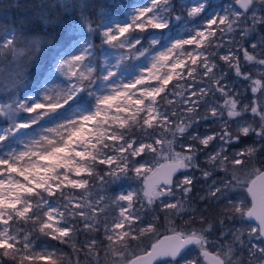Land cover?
Wrapping results in <instances>:
<instances>
[{
	"label": "snow or ice",
	"instance_id": "snow-or-ice-1",
	"mask_svg": "<svg viewBox=\"0 0 264 264\" xmlns=\"http://www.w3.org/2000/svg\"><path fill=\"white\" fill-rule=\"evenodd\" d=\"M71 7L80 9L89 33L99 32L101 42L121 55L115 64L107 59L98 64L94 45L86 41L77 54L59 62L57 70L69 78L67 87L0 104V116L10 121L0 129V264H65L59 250H38L32 232L77 251L80 223L89 234H99L103 228V240L93 235L84 245L88 255L97 257L96 264L101 246L106 264H181V260L201 264L199 257L204 264H264V246L252 243L264 240V170L252 167L249 177L255 174V179L242 181L239 175L258 151L264 152V35L245 46L258 28L264 31V0H233L213 13L207 11V0H192L179 13L172 0H148L125 22L102 31L86 15V0ZM174 20L184 25L186 36L166 35L172 32ZM21 42L32 50L39 45L38 40L13 32L0 42V59L18 55ZM220 48L226 49L223 55L217 51ZM151 53L155 54L149 64L135 76L117 81L126 59ZM241 55L243 61L253 62L255 75ZM216 58L246 83L251 99L226 82L227 73L217 74ZM74 105L76 110L67 115ZM249 112L251 122L246 119ZM208 119L223 122L215 135L189 133ZM250 135L259 138V148L229 154L225 145L232 147L234 141ZM13 142L22 147L2 151ZM210 146L212 153H207ZM200 152H205L210 168L198 162ZM158 156L168 163L153 164ZM188 170H200L206 181L211 179L201 199L223 205L218 222L238 221L240 227L211 241L213 223L201 216L204 226L197 228L192 217L188 227L170 228L171 236L138 254L137 248L156 234L160 226L156 221L162 219L156 215L147 220L145 208L157 206L170 224L175 222L169 216L182 218L188 213L196 180ZM216 170L224 175L212 179ZM125 178H135L141 186L115 196L112 205L118 211L109 214L105 196L93 197L92 182L103 188ZM240 188L251 197L250 207L247 197L233 198ZM229 235L231 242H222ZM245 239L247 258L242 255ZM189 246L198 249L199 257L184 256ZM209 246L216 251L210 252Z\"/></svg>",
	"mask_w": 264,
	"mask_h": 264
},
{
	"label": "trees",
	"instance_id": "trees-1",
	"mask_svg": "<svg viewBox=\"0 0 264 264\" xmlns=\"http://www.w3.org/2000/svg\"><path fill=\"white\" fill-rule=\"evenodd\" d=\"M137 0H86L88 4V9L86 15L94 21L95 25H101L103 20L106 18L113 17L115 14H123L134 2ZM177 7V12L179 13L181 7L187 2H181L180 0H172ZM83 3L84 0H0V40L2 39L4 32L7 29L13 28L15 33L18 34L21 38L27 40H38L39 45L34 50L25 48L15 59L14 56L9 54L6 58L0 59V94L3 98L7 99L9 95H6V86H3L2 83L6 82L7 77H11L9 83L14 85L12 91L19 93V95H25V87L29 89H36L39 87L43 76L46 72V69L49 65L55 60L56 55L60 53L71 41L78 38L81 35L90 36L94 43L95 51L97 52V63L101 64V59L99 54L102 50L103 43L101 42V36L99 32L89 33L87 27L81 21V12L79 8L71 7L74 3ZM69 5V7H65ZM180 22L173 21V28L177 27ZM77 26V30L73 31V26ZM264 35V31L257 29V33H254L253 36L249 37V43L246 44V47H250L252 42H255L259 36ZM229 39L228 36L224 37V41ZM237 39L239 37L237 36ZM23 44V42H21ZM20 44V45H21ZM219 55H223L226 51L225 48H220L217 50ZM241 61L245 67L253 71V62L243 61L241 55ZM218 68L215 70L217 74L220 71L227 73V81L232 84L238 92L244 93L246 97L251 99L253 94L250 91V88L245 92L246 83L243 82L240 78H237L233 72H230L227 66L216 58ZM16 81L17 79H19ZM99 83V82H98ZM203 86V85H201ZM85 100H89L90 97L85 95ZM244 103L248 102V99L243 101ZM222 103V101H221ZM76 106L74 105L72 109ZM70 109L68 112H70ZM203 114V112H201ZM225 119H227L225 113ZM246 119L251 122V113L246 114ZM8 121L5 119H0V124H7ZM223 122L220 120H201L195 124L192 128L189 129V133L192 135L203 136L215 135L220 131V126ZM258 123V118H257ZM50 126V125H46ZM254 126H256L254 124ZM233 130L235 131V125H233ZM184 140L181 139L180 143H183ZM218 144V142H217ZM203 147V146H201ZM226 150L231 154L235 151H243L247 147H256L259 148V138L250 135L249 137H243L241 141H234L232 147L225 145ZM177 151L180 150L179 144L177 145ZM212 147L210 146L206 152L212 153ZM217 150L218 147H217ZM198 162L202 167H209L205 164L207 156L205 152L197 153ZM151 160V157H149ZM158 162L166 161L162 156L156 158ZM155 161V160H154ZM153 162V161H152ZM255 167L261 170H264V152L258 151L255 155L252 164L245 168L239 175L242 181L250 180L253 178V175L249 177V172L251 168ZM98 171H103L102 168H98ZM189 175H194L196 177L194 188L190 194V207L187 214H183L182 218L178 216H169L168 220H172L175 223H168L166 220H163V213L160 212L159 208L155 205L145 208L144 212L147 213L145 217L147 220H152L153 216H161L160 221H156L160 226L157 229L155 235H152L150 239L145 240L144 243L137 248V253H143L145 250H148L151 247V244L156 242L162 235L170 233V228H178L183 230L189 225L187 222L190 218H196V227H202L204 225L200 224L199 218L203 216L205 220L211 221L213 223V230L209 235L211 241H217L220 238L221 232H226L230 228L240 227L238 221H228L225 220L224 225H221L217 217L221 215L222 204H217L214 200L210 198L201 199V197H206L208 185L211 184V179L205 180L201 175L200 170H188ZM224 173L216 170L213 172L212 179H217L218 177L223 176ZM180 176V174L178 175ZM182 177V176H181ZM139 180L135 178H125L115 183H109L103 188L97 186V182H92V195L95 198L97 194L104 195L107 201V211L109 214H115L118 209H115V206L112 205V199L119 195V191L131 184H138ZM79 191V190H77ZM234 199H243L247 197L248 206L251 204L250 196H248L246 188L238 189L237 193L232 194ZM180 197V194L177 193V199ZM55 201V200H53ZM57 202V201H55ZM143 215V213H142ZM253 224V223H252ZM21 227L31 228V225H21ZM78 227L81 231L76 236V248L77 251H74L70 245H62L57 241H52L50 238L44 237L42 234L37 231L32 232L33 239L40 247L47 246L51 250L53 248L59 250L58 254L63 253L65 256V264H76V261L79 260V264H96L97 257L90 256L87 254L84 245L89 241L90 236H98V240H103V228H101L100 233H91L89 234L83 230V224L80 223ZM255 239H253L254 241ZM252 241V243H253ZM259 243L264 246V240H257ZM222 242L229 243L231 242V236L229 235ZM106 244L107 242L104 241ZM135 247V244L133 245ZM209 250L215 252L216 249L212 246H209ZM99 251V264H106L105 255L103 251V246H101ZM189 255L191 257H199L198 249L189 246L188 249L184 251V255ZM242 255L247 258L248 256V243L245 239L244 250ZM201 264H204L203 257H199Z\"/></svg>",
	"mask_w": 264,
	"mask_h": 264
},
{
	"label": "rangeland",
	"instance_id": "rangeland-1",
	"mask_svg": "<svg viewBox=\"0 0 264 264\" xmlns=\"http://www.w3.org/2000/svg\"><path fill=\"white\" fill-rule=\"evenodd\" d=\"M180 1L181 2H187V3L192 2V0H180ZM232 2H233V0H207V3L210 5V7L207 9V11H208V13L221 12L222 9L228 7ZM146 3H148V0H137L123 14H115L113 17L104 19L102 24H101V26H102L101 31L103 30L104 27H107L110 24L112 26H114L116 23L125 22L129 18L130 14L132 13V11L135 8L143 6ZM175 22H177V21H175ZM197 23H202V21H197ZM13 32H15V30L13 28L7 29L4 32V35H3L2 39L0 40V42L3 41V39L5 38V35L10 36ZM166 35H170L174 38H180L181 36H186L185 31H184V25L180 23L177 27L173 28L171 33H166ZM86 41H90L94 45L92 38L90 36H86V35H81L78 38L71 41L60 53H58L56 55L55 60L46 69V72L43 76V79H42L39 87L36 89H29V88L25 87L26 88L25 89V91H26L25 95L21 96V95H19V93L12 91L14 89V85L12 83H9V80H11L12 78L7 77L6 82L2 83V85L6 86V88H5L6 95L7 96L9 95V97L7 99H5L0 94V104L11 103L13 100H24L29 96L42 97L46 90H51L53 93H55V92H58V91L64 89L65 87H67L69 84V78L57 70L59 67V62L62 59L69 58L70 55H72V54H77V50ZM24 49H25V47L23 44L19 45L18 55L21 52H23ZM93 51H94V54L96 57L95 62L97 63V52L95 51V47H94ZM154 54L155 53H151L148 56L140 57L138 59H131V60L126 59L120 66V69L118 71V75L116 77L117 81H119L121 79H123L125 81L131 79L133 76H135L139 72V70L142 67L147 66L149 64V60L151 58V55H154ZM120 55H121V52L119 50L113 49L110 46L103 44L101 53L99 54V57L101 59V64H103L105 59H107L110 64H115L117 58ZM17 56H14V59ZM18 80H20V78L17 79L16 81H18ZM0 87H1V85H0ZM88 101H91V97ZM76 107L74 109H72L70 112H68L67 115H71L72 112L76 110ZM22 115L26 116L27 114H22ZM0 119H5L8 121L7 124H0V129H3V128L9 126L10 121L7 119V117L0 116ZM37 131H38V129H37ZM21 147H22L21 145H18L15 142H13L9 147L3 148L2 151L6 152V151H9L11 148L19 149ZM152 163L153 164H160L161 162H158L157 160H155ZM140 186H141V182H139L138 184H131L129 186H126L119 191V195L122 193H126L128 191H131L133 189H137ZM51 202L57 203L53 200ZM253 243L257 244L258 247L262 246V244L259 243L257 240H254ZM40 249L51 250L47 246L40 247L38 250H40ZM184 256L186 258H192L191 256H189L187 254ZM181 264H183V260H181Z\"/></svg>",
	"mask_w": 264,
	"mask_h": 264
},
{
	"label": "water",
	"instance_id": "water-1",
	"mask_svg": "<svg viewBox=\"0 0 264 264\" xmlns=\"http://www.w3.org/2000/svg\"><path fill=\"white\" fill-rule=\"evenodd\" d=\"M165 163H168V161L161 162L160 164H165ZM177 175H179V173H178ZM255 178H256V176L254 175L252 179H255ZM250 199H251V197H250ZM250 206H251V204H250ZM250 206H249V207H250ZM251 223L255 224V221H252ZM171 235H172V232L167 233V234H164V235H162V236H161L156 242H158V241H162V240H164V238H165L166 236H171ZM156 242H154V243H156ZM147 251H151V247H150ZM209 251H210V252H213V251H211V250H209ZM139 254H140V255H143L144 252H143V253H139Z\"/></svg>",
	"mask_w": 264,
	"mask_h": 264
}]
</instances>
